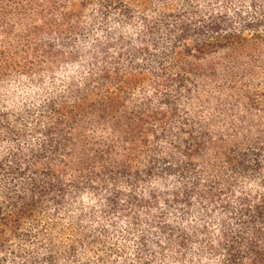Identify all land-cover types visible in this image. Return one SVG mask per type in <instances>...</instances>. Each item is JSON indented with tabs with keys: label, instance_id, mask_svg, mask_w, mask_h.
Masks as SVG:
<instances>
[{
	"label": "trees",
	"instance_id": "obj_1",
	"mask_svg": "<svg viewBox=\"0 0 264 264\" xmlns=\"http://www.w3.org/2000/svg\"><path fill=\"white\" fill-rule=\"evenodd\" d=\"M0 143V264H264V0H0Z\"/></svg>",
	"mask_w": 264,
	"mask_h": 264
},
{
	"label": "rangeland",
	"instance_id": "obj_2",
	"mask_svg": "<svg viewBox=\"0 0 264 264\" xmlns=\"http://www.w3.org/2000/svg\"><path fill=\"white\" fill-rule=\"evenodd\" d=\"M86 59H77V61L73 63H65L62 65L60 70L55 73V75L62 77V75H71L78 77L87 67L85 66ZM115 87L110 86L109 91L110 94H114ZM139 90L131 89L128 92V95L123 96L125 103H128L133 98L139 96ZM21 97H18L17 100H21ZM2 103L8 104L11 103L9 100H3ZM107 128L101 125H92L89 122L85 121V123H73L68 129V137L62 142V151L66 153H73L75 155H79V151L83 148L87 151V148L91 145L93 140L97 137L106 136L108 134ZM39 134H34L28 140H23L21 142H37L40 139ZM10 147L9 143H0V151L5 152ZM87 189H84V193H86ZM85 201L87 199L85 198Z\"/></svg>",
	"mask_w": 264,
	"mask_h": 264
}]
</instances>
